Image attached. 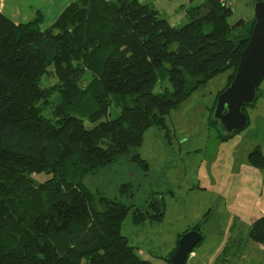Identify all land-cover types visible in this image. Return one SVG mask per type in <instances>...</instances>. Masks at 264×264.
Wrapping results in <instances>:
<instances>
[{
	"label": "trees",
	"instance_id": "trees-1",
	"mask_svg": "<svg viewBox=\"0 0 264 264\" xmlns=\"http://www.w3.org/2000/svg\"><path fill=\"white\" fill-rule=\"evenodd\" d=\"M187 11L189 21L174 27L149 2L75 0L44 30L39 17L15 24L0 13V264H152L120 231L134 205L123 199L133 194L132 182L120 183L110 196L85 179L121 160L147 174L136 150L144 130L164 128L169 110L210 78L228 71L225 86L233 78L254 17L248 33L235 36L230 5L206 0ZM49 63L63 101L76 109L94 102L86 118L61 112L50 117L38 109L46 93L36 79ZM160 68L171 89L154 90ZM209 124L216 138L229 139L216 121ZM70 152L82 169L80 179L60 163ZM248 156L252 165H264L259 148ZM33 171L51 177L36 182L29 176ZM18 197H27L28 206L15 213ZM133 208V221L140 223L162 218L165 203L154 197ZM6 228L14 235L10 244L1 237ZM248 237L264 244V214L251 223Z\"/></svg>",
	"mask_w": 264,
	"mask_h": 264
},
{
	"label": "rangeland",
	"instance_id": "rangeland-1",
	"mask_svg": "<svg viewBox=\"0 0 264 264\" xmlns=\"http://www.w3.org/2000/svg\"><path fill=\"white\" fill-rule=\"evenodd\" d=\"M152 1L162 7L160 13L166 17V13L175 5L178 7L179 3L194 7L202 6L206 0ZM253 2L230 0L229 22L235 36L248 33L253 19ZM103 25V32L107 35L111 31L109 14L105 15ZM88 57L85 55L84 60ZM65 58L68 62L72 61L68 55ZM72 64L75 63L72 61ZM226 75L220 73L205 85L193 89L177 109L169 110L164 116V128L150 125L144 130L141 144L136 150L147 162V174L134 164L121 160L103 169L100 174L85 179L86 185L98 187L110 196L117 194L120 183L132 182L133 194L124 193L123 199L134 205L122 220L120 231L135 252L152 264H170L167 258L175 250L180 235L174 241L169 242V239L178 231L182 234L195 225L204 234V239L193 248L195 257L190 255L185 264L211 259V264H264V247L247 238L250 221L264 214V170L256 169L248 156L258 147L264 151V95L257 98L255 106L245 108L250 120L246 128L228 140L216 138L209 120L217 94L225 86L223 80ZM89 77L88 73L86 78ZM36 82L46 93L45 99L37 103L45 116L53 117L61 112L82 119L96 108L94 102L88 104L90 100L79 109L63 101L53 63L44 65ZM162 87L171 89L160 68L154 90L159 91ZM263 88L264 78L259 85L261 93ZM114 116L115 111L111 108L110 117ZM84 120L88 126L92 125L88 119ZM103 128L106 130L107 124ZM104 142L102 139L101 143ZM75 160V154L70 152L60 163L66 173L70 176L78 174L76 177L80 179L82 169ZM29 176L36 182H44L51 177V173L33 171ZM154 197L164 199L162 218H145L135 223L133 207L149 205ZM27 206V197H18L12 204L15 213L25 210ZM13 236L10 228L1 232L5 243L10 244ZM224 237H230L227 243Z\"/></svg>",
	"mask_w": 264,
	"mask_h": 264
},
{
	"label": "water",
	"instance_id": "water-1",
	"mask_svg": "<svg viewBox=\"0 0 264 264\" xmlns=\"http://www.w3.org/2000/svg\"><path fill=\"white\" fill-rule=\"evenodd\" d=\"M254 23L249 39L240 55L233 78L216 97L211 120L216 121L224 138L249 125L244 109L253 106L259 96L258 87L264 78V0L253 2ZM204 239L198 225L184 231L170 256V264H185L193 248Z\"/></svg>",
	"mask_w": 264,
	"mask_h": 264
},
{
	"label": "crops",
	"instance_id": "crops-1",
	"mask_svg": "<svg viewBox=\"0 0 264 264\" xmlns=\"http://www.w3.org/2000/svg\"><path fill=\"white\" fill-rule=\"evenodd\" d=\"M73 1H75V0H0V13L5 15L6 17H8L15 24L27 22V21H30V20H33V19L39 17V18H41L39 26L42 30H44V29L50 27L56 21V19L59 17V15L64 10V8ZM138 1L149 2L158 11H162V7L159 6L156 2H154L152 0H138ZM189 8H190V6H186L183 3H179L178 7H177V5H175L171 9V11H169V13H166L167 14L166 19H167L168 23L171 26L178 27L182 22H185L187 19L190 18L188 15V11H187ZM223 73H227L226 78L223 80L224 84H226L229 72L226 71ZM262 90H263L262 91L263 93H260V95L261 94L264 95V88ZM258 148L261 150V153L264 157L263 149L261 147H258ZM254 167L256 169L262 168L260 170H264V165L262 167H256V166H254ZM252 222L253 221H250V224ZM175 234L176 235L174 237L169 239V242L176 240L178 235H180L179 231ZM229 238L230 237H226V238L224 237V241H226L225 243L228 242ZM247 238L251 239L248 237V235H247ZM251 241H254V240L252 239ZM244 242H245V240H244ZM256 243H257V245H260V247H264V244H261L258 242H256ZM253 245H255L254 242H253ZM224 247L225 246H223V248ZM190 255H193L192 258H194L196 253L194 251H192L190 253ZM211 260L201 261L202 263L193 261L191 264H211V262H212Z\"/></svg>",
	"mask_w": 264,
	"mask_h": 264
},
{
	"label": "built area",
	"instance_id": "built-area-1",
	"mask_svg": "<svg viewBox=\"0 0 264 264\" xmlns=\"http://www.w3.org/2000/svg\"><path fill=\"white\" fill-rule=\"evenodd\" d=\"M221 2H223L225 5H230V0H220Z\"/></svg>",
	"mask_w": 264,
	"mask_h": 264
}]
</instances>
